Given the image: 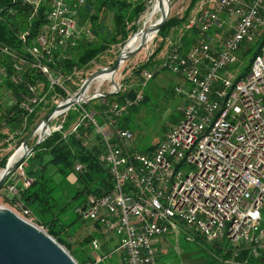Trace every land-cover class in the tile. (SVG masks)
Here are the masks:
<instances>
[{
	"label": "built area",
	"instance_id": "obj_1",
	"mask_svg": "<svg viewBox=\"0 0 264 264\" xmlns=\"http://www.w3.org/2000/svg\"><path fill=\"white\" fill-rule=\"evenodd\" d=\"M94 1L49 0L37 37L31 39L32 27L16 33L20 52L0 42L1 56L12 63L10 80L21 83L22 74L32 70L45 79L49 90L57 87L66 94L65 99L58 94L52 98L63 102L72 98L70 76L54 72L52 66L90 36L79 24V11ZM45 2L23 0L20 6L28 8L32 19ZM16 11L0 6V24ZM222 13L231 20L227 34H222L226 24ZM192 28L196 41L188 50L179 52L168 43L155 57V71L167 70L189 88L184 93L174 89L184 97L180 116L150 155L131 152L132 133L117 126L126 108L142 100L140 91L133 99L124 98L121 106L110 104L101 114L82 108L88 100L62 110L65 116L70 109L79 112L70 133L85 123L99 136L103 150L97 160L111 183L107 193L87 196L74 213L82 222L99 225L102 234L115 236L122 264H156L153 243L169 228L176 231L177 222L206 242L247 247L252 257L264 248V50L250 80L233 90L227 106H220L221 94L236 74L228 67L237 62L241 44L253 42L264 31V0H199L185 25ZM5 76V67L0 66V81ZM151 76L150 71L142 72L143 81ZM26 87L20 107L32 114L46 103L45 83L37 80ZM218 108H225V116L210 122ZM63 121L51 133L60 130ZM204 125H212V132L204 133ZM17 171L23 178L22 168ZM17 171L4 184L10 197L24 189L15 184ZM81 172L82 165L76 164L74 173ZM10 210L34 224L31 211L21 202ZM91 246L98 247L96 241Z\"/></svg>",
	"mask_w": 264,
	"mask_h": 264
},
{
	"label": "trees",
	"instance_id": "obj_2",
	"mask_svg": "<svg viewBox=\"0 0 264 264\" xmlns=\"http://www.w3.org/2000/svg\"><path fill=\"white\" fill-rule=\"evenodd\" d=\"M48 1L46 0L45 4L40 6L37 16L31 19L28 8L20 6L22 0L15 2L0 0V6H9V8L17 10L14 16H7L5 22L0 24V42L20 52L22 44L17 39L16 33L32 27L30 37L33 39L44 23ZM151 1L96 0L86 3L79 11V24H87L91 39H82L67 54L68 58L57 60L52 66L53 71L65 77H72L76 72L86 69L91 62L108 51L111 46H121L129 35L137 31L136 21L146 8L151 6ZM198 1L189 0L180 16L168 17L157 31L158 44L147 59L131 71V75L137 78V84L134 88L112 96L99 97L101 99L98 101L90 100L83 104L82 108L90 114H101L112 103L121 106L124 98L133 99L140 85L144 82L140 74L144 71H150L153 76L157 72L154 70L157 64L155 57L174 30H180L181 34L177 36L175 42L170 43L175 44L179 52L188 50L196 41V31L194 28L185 29V25ZM106 14H110V28L104 24ZM263 47L264 31L254 40L253 45L250 43L241 44L237 52V62L228 67V71H236L234 80L244 77L248 73L252 60L261 54ZM248 57L249 59L245 62ZM0 66H4L6 70V76L0 81V88H4L9 97L7 104L0 100V144L1 147L7 148L14 141H17V146L21 144L36 126L41 110L47 108L46 112L49 113L54 109L55 106L51 104V98L54 94H58L62 99L66 98V94L57 87L49 90L45 79L32 70H27L22 74L21 83H13L10 80L13 73L12 63L7 56H1V54ZM37 80L45 83L46 103L37 106L32 114H28L20 107V103L28 94L26 83L29 82L32 85ZM216 85L218 86L219 83L216 82ZM145 99L146 96L143 95L139 103ZM138 104L127 107L126 114L117 119L119 128L131 132L127 127L126 118ZM78 115L77 109H70L61 124V129L52 132L33 149L24 165L21 166L23 177L29 181V184L17 196L7 197L4 195L1 197V201L7 204L9 209H13L17 201L21 202L25 208L31 211L33 222L42 226L47 234L62 245L78 264H108L111 262V255L116 245H110L108 240H104L99 225L92 223V230L87 234L70 231L74 221L69 220L70 215L67 212V207L79 197H82L83 202L87 196H102L111 188L106 169L97 160L98 155L103 150L99 136L95 135L91 127L85 123H82L76 133L69 132L71 124ZM177 119L173 120L172 123H175ZM168 129L164 131L163 135ZM91 134V139L85 143V138ZM10 137L11 140H9ZM157 143L140 153L150 155ZM8 157V155L0 157V170L4 168ZM76 164L82 165L81 173H74ZM71 175L81 187L76 191L74 189L72 196L69 193L70 199L67 198L66 203H62L60 202L56 176L66 180ZM17 186L19 187L20 184ZM82 202L77 204L74 209ZM82 223L85 224V222ZM183 226L186 232H193L185 225ZM92 241L98 242L96 250L91 247ZM186 245L193 246L198 253L199 259L197 260H201L198 264H264V248L257 257H252L247 247L232 248L226 241L206 242L195 232L192 233L190 239L184 235L177 242V248L180 250L179 262L185 261L187 258L184 255ZM120 264L122 263L120 262Z\"/></svg>",
	"mask_w": 264,
	"mask_h": 264
},
{
	"label": "rangeland",
	"instance_id": "obj_3",
	"mask_svg": "<svg viewBox=\"0 0 264 264\" xmlns=\"http://www.w3.org/2000/svg\"><path fill=\"white\" fill-rule=\"evenodd\" d=\"M128 1H135V0H128ZM188 1L189 0H169L170 11L168 17L180 16L183 10L185 9ZM197 3L195 4V6L197 5ZM150 7L148 6L136 21L137 31L141 28V23H142L141 19L144 13L147 10H149ZM156 18H158V15L154 16V20H156ZM104 24L108 28L111 27L110 14H106ZM82 26H84L86 30L89 31L87 24H82ZM174 31H176L175 34H177L178 30H174ZM173 32L172 34L170 33L171 36H173ZM89 37L87 38L88 40L91 39ZM158 42L159 39L156 38V35H154L152 40L146 45H143L142 49L139 52H137L135 55H133L128 60H126L125 62L119 65L115 80L116 85L118 86L116 93L130 90L136 86L137 78L136 76L131 75V71L147 59V57L154 50ZM253 43L254 41L251 42L250 45H253ZM120 48L121 47L119 45L111 46L108 51L99 55L96 60L91 62L86 69L76 72L72 77H70V84H71V87L69 88L70 94L73 95L80 88L83 80L90 73L97 71L103 67H107L111 63H113ZM160 52H163V48L158 52L156 57L162 54ZM248 59L249 57L246 59L245 62H247ZM140 77L142 78V73L140 74ZM175 88H178L182 93H184L189 88V85L186 82H184L181 78H179L178 76L167 70L157 71L155 75H153L150 79L144 81L140 85L136 94L140 91L142 96L143 95L146 96V99L143 100L141 103H139L133 110H131L126 118L127 127L132 133V138L128 143L131 152H137V153L144 152L147 148L154 145L156 142H159V140L163 136L164 131L167 130L168 126L173 122V120L179 118L180 108L184 103V97H182L180 94L175 92L174 91ZM110 91L111 88L108 82H104L103 84L97 86V84L92 81L88 87L87 95L94 93L96 94L108 93ZM99 99L101 98L96 97L90 100L98 101ZM0 100L5 104L9 102V97L7 96L4 88H0ZM61 102H63L61 98L60 99L51 98V104L54 106L58 105ZM46 109L47 108L41 110L40 113L38 114L39 118H37L36 125L40 123L42 119L48 114L46 112L47 111ZM64 116L65 114L52 120L50 122V127L52 128L59 126V124L63 121ZM91 137L92 134L88 135L85 138V143L88 142L91 139ZM37 138H38L37 136H33L27 142V146L32 147L35 144ZM9 140H11V137L9 138ZM17 145H18L17 141L11 142L7 148L1 147L0 144V157L5 155L10 156L14 152V150L19 147ZM24 163L22 165H24ZM19 173L20 172L17 171L16 173L17 181L15 182V184L16 185L20 184V187L23 189L27 186V185L25 186L26 179H23L24 177L21 178ZM56 181H57L58 190L60 191V195H59L60 202L62 203H66L67 198L68 200L70 199L69 193L71 194L70 196H72L74 194L73 190L75 189L76 191L77 189H79V187H81L78 183L75 182V178H73L72 175L68 176L66 180H63L60 176H56ZM4 195L10 197L9 195H7L3 187L2 190L0 191V207L9 209L8 205L2 203L1 201V197ZM80 202H82V197H79L76 201H73L69 205V207H67V212L70 215L69 220L74 221V223L70 227V231L71 232L78 231L81 232L82 234L83 233L87 234L92 230L91 223H85V224L82 223V221L74 213V207ZM34 224L45 231V229L42 226L36 223ZM184 229L185 228L183 224L177 222L176 231H173L169 228L159 238L160 240L158 241V243L157 242L153 243V248L156 251V264H198L199 262H201V260L200 261L197 260L199 259L198 253L191 245L185 246L186 253H184V255L187 258L185 259V261L179 262L180 250L177 248V242L181 240L184 237V235H186V237L190 239V236L193 233V232L192 233L186 232ZM103 236L104 237L110 236V238L113 239V242L114 240H116L115 236L109 233L103 234ZM96 243L98 245L97 241ZM114 257L118 259L119 256L117 253H113L111 255V262L108 264H113V263L120 264L119 261H115Z\"/></svg>",
	"mask_w": 264,
	"mask_h": 264
},
{
	"label": "water",
	"instance_id": "obj_4",
	"mask_svg": "<svg viewBox=\"0 0 264 264\" xmlns=\"http://www.w3.org/2000/svg\"><path fill=\"white\" fill-rule=\"evenodd\" d=\"M165 2V10L162 7V2ZM153 12H158V18L151 27H148L146 34L153 33L156 35L157 31L165 23L168 18V8L170 7L169 0H154ZM142 28V26H141ZM140 28V29H141ZM140 29L126 38L124 43L120 46V50L112 64L107 67H103L97 71L90 73L82 82L80 88L74 93L72 98L65 100L64 102L56 105L54 109L49 112L40 123H38L34 129L27 135V137L21 142L17 149L23 151L22 155L9 164L14 152L9 156L3 169H1L0 175V191L4 187V184L8 180L11 174L20 169L22 164L31 155L33 149L41 144L44 139L51 135L49 130L47 134H43L38 137L35 144L32 147L27 146V142L35 135L36 130L41 124L48 129V125L53 120V116L58 111L69 109L73 105H76L86 100L94 99L96 97H108L116 93V91H110L108 93L88 95L84 99L78 100L84 92L88 89L90 83L100 74L114 73L117 71L119 65L130 57L139 52L145 42L144 36L140 39L138 44L130 50L123 51L124 45L127 40L140 32ZM77 100V102H75ZM0 264H78L77 261L71 256V254L60 245L54 238L47 234L38 226L28 222L21 218L16 213L8 208L0 207Z\"/></svg>",
	"mask_w": 264,
	"mask_h": 264
},
{
	"label": "bare ground",
	"instance_id": "obj_5",
	"mask_svg": "<svg viewBox=\"0 0 264 264\" xmlns=\"http://www.w3.org/2000/svg\"><path fill=\"white\" fill-rule=\"evenodd\" d=\"M153 2H154V0L151 1V7L149 8V10H147L144 13V15H143V17L141 19L142 28L140 29V32L135 34L134 36H131L127 40V42L124 45L123 51H127V50H130L133 47H135L143 36L145 38L144 45H146L147 43H149L152 40L154 34L153 33L146 34V31H147L148 27H151L153 25V23L156 21V20H154V16L159 15L158 12H153L152 11ZM162 7L165 10L166 7H165V2L164 1L162 2ZM8 8H9V6H8ZM8 10H13V9L10 7ZM169 11H170V7L168 8V12ZM34 37H37V35L34 36ZM263 50H264V47L262 49V52H263ZM259 56H260V54L257 55L252 60V62L250 64V69H249L248 73L244 77H241V78L236 79V80H232L231 83H230V87H226L225 92H222L221 98H220V106H227V104L230 102V100L233 97V90H237L247 80H250V74H251V72L253 70V67L256 64L257 59L259 58ZM116 74H117V71L114 72V73L100 74L93 80V82L96 83L97 86L103 84L104 82H108L110 84L111 91H116L118 89V86L116 85V82H115ZM234 78H235V76H234ZM87 90L84 92V94L78 100L84 99L85 97H88ZM95 94L96 93H94L93 95L95 96ZM75 102H77V100H75ZM62 112L63 111H58L57 113H55V115L53 116V120L58 118L62 114ZM224 116H225V108H218L215 111V113H211L210 122H217L218 118H223ZM49 127H50V124L48 125V129H45V127L41 124V126H39V128L36 130L34 136L40 137L43 134L44 135L47 134L49 130L51 131L53 129V128H51V127L49 128ZM211 132H212V125H204V133H211ZM22 153H23V151L21 149L15 150L13 156L10 159L9 164H12L14 161H16L22 155ZM0 175H1V171H0Z\"/></svg>",
	"mask_w": 264,
	"mask_h": 264
},
{
	"label": "crops",
	"instance_id": "obj_6",
	"mask_svg": "<svg viewBox=\"0 0 264 264\" xmlns=\"http://www.w3.org/2000/svg\"><path fill=\"white\" fill-rule=\"evenodd\" d=\"M195 7V6H194ZM220 18H223L225 21H226V24H225V29L223 30V32H222V34H227V33H229V24H230V22H231V20L229 19V17L225 14V13H222L221 15H220ZM175 32L176 31H174L173 32V36H169L168 38L169 39H166L165 40V43H164V45H163V52H165V49H166V46H167V44L168 43H170V42H175L174 40L177 38V36L178 35H180L181 34V32H179V30H178V32H177V34H175ZM172 34V33H171ZM175 34V35H174ZM163 52H160V53H163ZM180 78V77H179ZM173 124V123H172ZM172 124H170L169 126H168V128L172 125ZM167 128V129H168ZM165 135V134H164ZM164 135L162 136V137H164ZM106 237H108V238H106ZM103 238H104V240H108L109 242V244L110 245H117V239L116 240H114V242H113V239H111L110 238V236H103ZM115 248H116V246H115ZM115 248H114V252L113 253H117L116 251H115ZM118 254V253H117ZM119 256V255H118ZM115 258V261H119L120 262V257H118V259L116 258V257H114Z\"/></svg>",
	"mask_w": 264,
	"mask_h": 264
}]
</instances>
